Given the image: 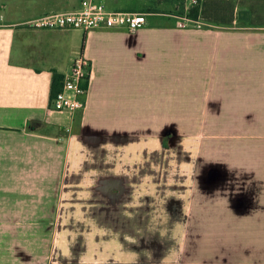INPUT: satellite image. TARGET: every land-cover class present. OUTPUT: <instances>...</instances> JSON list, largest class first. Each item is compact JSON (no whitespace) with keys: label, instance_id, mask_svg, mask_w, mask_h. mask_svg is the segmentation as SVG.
Returning <instances> with one entry per match:
<instances>
[{"label":"crops","instance_id":"crops-1","mask_svg":"<svg viewBox=\"0 0 264 264\" xmlns=\"http://www.w3.org/2000/svg\"><path fill=\"white\" fill-rule=\"evenodd\" d=\"M182 1L84 33L27 25L78 0H0V264H264V0Z\"/></svg>","mask_w":264,"mask_h":264},{"label":"built area","instance_id":"built-area-1","mask_svg":"<svg viewBox=\"0 0 264 264\" xmlns=\"http://www.w3.org/2000/svg\"><path fill=\"white\" fill-rule=\"evenodd\" d=\"M118 1L121 0H78L74 10L45 13L28 21L27 25L47 30L79 29L88 33L101 29L135 32L147 24L149 12L110 7L111 3ZM91 66V61L83 54L72 61L70 70L63 76L61 89L50 100L48 114H74L84 107L87 91L84 83L88 82Z\"/></svg>","mask_w":264,"mask_h":264},{"label":"rangeland","instance_id":"rangeland-1","mask_svg":"<svg viewBox=\"0 0 264 264\" xmlns=\"http://www.w3.org/2000/svg\"><path fill=\"white\" fill-rule=\"evenodd\" d=\"M133 2L138 5L139 10L166 15L160 18L181 20V18H177L175 15H184L188 12V10L185 11L182 0H140ZM13 8L14 7L12 5L8 4L2 11H5L6 15H13Z\"/></svg>","mask_w":264,"mask_h":264},{"label":"trees","instance_id":"trees-1","mask_svg":"<svg viewBox=\"0 0 264 264\" xmlns=\"http://www.w3.org/2000/svg\"><path fill=\"white\" fill-rule=\"evenodd\" d=\"M148 12V11H146ZM188 18L191 20H197L199 16V3L196 1L195 4H193L187 12ZM62 80H63V75L53 72L52 75V80H51V86H50V91H51V98L54 97V95L61 89L62 86ZM88 82L84 83V87L87 88Z\"/></svg>","mask_w":264,"mask_h":264}]
</instances>
